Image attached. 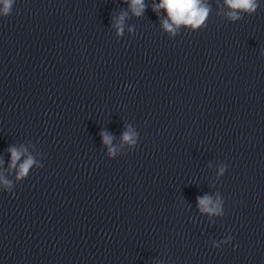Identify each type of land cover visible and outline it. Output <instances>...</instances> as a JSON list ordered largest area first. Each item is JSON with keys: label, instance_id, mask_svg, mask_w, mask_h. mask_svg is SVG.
Segmentation results:
<instances>
[{"label": "clouds", "instance_id": "9594fccd", "mask_svg": "<svg viewBox=\"0 0 264 264\" xmlns=\"http://www.w3.org/2000/svg\"><path fill=\"white\" fill-rule=\"evenodd\" d=\"M123 3L128 5V10L135 17H142L147 8L145 0H122ZM16 0H0V17H8L12 14V10ZM224 6L228 9L224 13L227 20L232 23L241 20L244 15H252L256 13L260 7L259 0H223ZM152 10L157 14L163 10L166 13V18L161 21V27L165 32L170 34V37H175L179 29L183 26L196 31L202 27H207V20L211 12V5L207 3V0H159V3H154ZM128 18V12L122 11L118 17H113L112 27L116 29V35L118 37L123 36L125 20ZM132 32L133 29L129 28ZM102 143L107 147V156L113 159L122 150L123 146L127 145L130 150L137 147L139 134L132 128L131 125L126 126V130L121 136V145L116 146L113 144L114 136L110 135L106 131L100 133ZM26 149L22 146L17 149L15 146H9L8 152L11 155V162L9 164L10 169H17V162L21 160V156ZM39 169L43 167L41 164H37L32 155L20 163L18 166L16 180L23 181L27 179L30 173V169L33 166ZM227 170V165H222L219 168L218 175L223 176ZM0 184L3 185L4 192H13L14 185L12 181L4 179L0 176ZM196 205L201 214L221 216L223 215L224 201L217 196L215 199L205 194L198 196L196 199ZM232 237L229 236L223 243H230ZM218 247V245H217Z\"/></svg>", "mask_w": 264, "mask_h": 264}]
</instances>
